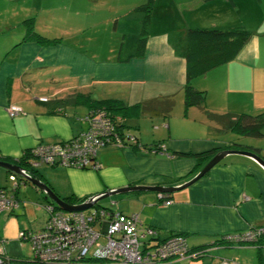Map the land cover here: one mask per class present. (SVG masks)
Masks as SVG:
<instances>
[{"label": "crops", "instance_id": "0c3cea01", "mask_svg": "<svg viewBox=\"0 0 264 264\" xmlns=\"http://www.w3.org/2000/svg\"><path fill=\"white\" fill-rule=\"evenodd\" d=\"M238 4L246 3L244 0H155L144 53L130 59L136 50L132 43L127 49L119 45L116 55L111 53L113 47L106 54L98 55L94 50L90 55L80 45H70L63 39L52 45L34 41L17 44L25 29L22 24L16 25L14 31L0 37V160L13 163L40 143L68 141L84 131L87 124L80 118L89 108L80 104L84 107L83 113H79L74 108L68 109L77 104L60 108L56 103L75 92L129 104L174 94L175 115L174 119L153 117L151 126L163 130L155 138L148 140L138 135L142 144L160 143L163 149L160 152L106 146L96 154L98 169L43 165L48 167L44 176L49 186L60 197L81 200L126 185H179L190 180L210 159L197 158L194 154L210 150H249L264 158L261 142L233 132H219L197 107L186 110L184 107V30L206 27L195 20L189 24L178 11L184 10V6L191 11L189 14L200 9L212 13L218 6L223 10H238ZM247 15L243 13L225 26L214 20L210 22L211 28H227L239 22L233 26L254 33L233 60L192 79L195 88L206 91L205 105L211 111L250 114L264 111V0H255V12ZM247 22L252 24L251 28L246 26ZM40 81L46 86L39 88ZM51 83H57L56 87H51ZM12 104L19 106L22 113L10 117L6 109ZM232 143L241 146L231 147ZM159 194L134 191L118 196L127 195L122 199L132 202L129 213H137L144 226L157 229L160 239L181 233L186 235L191 249H205L198 259L174 264H216L218 257L225 259L223 264H264V242L237 246L213 244L224 234L264 224V170L255 161L229 155L194 183L166 193L164 197L169 204ZM22 231L15 211L0 213V235L5 242L20 238Z\"/></svg>", "mask_w": 264, "mask_h": 264}, {"label": "built area", "instance_id": "2783aa9c", "mask_svg": "<svg viewBox=\"0 0 264 264\" xmlns=\"http://www.w3.org/2000/svg\"><path fill=\"white\" fill-rule=\"evenodd\" d=\"M10 117L22 112L17 105H9ZM87 128L77 136L64 142L40 143L31 150V168L46 166H72L76 168L98 169V150L106 146L123 148V137L117 130V119L107 110L91 109L80 118ZM161 148V147H160ZM153 149L151 152H160ZM16 180L15 175H9ZM17 185H14V187ZM159 194L165 204L170 202ZM19 206L14 193L0 189V212L11 211ZM48 219L38 231H22L20 238L27 240L37 260L67 264L85 259L88 255L103 259L107 264H174L170 260H186L191 252L187 237L171 234L164 239L157 236L156 230L141 225L135 213L126 218L118 212L90 207L84 211H66L54 204H47ZM264 238V224L249 227L244 231L229 233L226 239L231 243L256 241ZM255 239V240H254ZM261 239V240H262ZM230 240V241H231ZM5 241L0 235V264H10L5 250Z\"/></svg>", "mask_w": 264, "mask_h": 264}, {"label": "rangeland", "instance_id": "374dc122", "mask_svg": "<svg viewBox=\"0 0 264 264\" xmlns=\"http://www.w3.org/2000/svg\"><path fill=\"white\" fill-rule=\"evenodd\" d=\"M244 1L246 4H238V10L234 8L223 10L222 6H218L217 11L212 13L209 10L200 9L189 14L191 11L187 10L189 9L187 6H184V10L178 12L184 14L189 24L190 20H195L200 26L211 28L210 22L214 20L219 26H225L223 24L227 22L229 24L243 13L250 15L255 12V0ZM142 2L140 0H96L94 2L90 0H0V37H3L5 33L14 31L15 26L22 24L24 20H30L32 24L34 19L36 30L44 36L63 39L70 45H80L90 55L94 50L98 52V55L101 52L106 54L107 49L113 47L111 53L116 55L119 45L123 44V49H127L131 43L135 49L137 47L140 36L138 34H140L141 29L140 22L144 13L136 7ZM115 22H117L116 25ZM234 24L241 23L237 22L230 25L233 26ZM245 24L249 28L252 26L250 22ZM38 84L39 88L46 86L43 81ZM56 85L57 83H51L53 88ZM127 100L134 102L133 98ZM82 107L84 106L79 103L76 106H70L68 109L74 108L76 112L83 113ZM174 115L175 109L171 115L172 119H174ZM152 120L151 117H141L140 119L126 117L124 121L129 126L126 127V132L142 134L151 140L163 132V130L157 131L151 126ZM140 121H144L141 127L138 126ZM255 141L261 142V146L264 147V137ZM45 168L48 167H40L38 172L46 180ZM16 181H19L17 196L20 203L14 211L20 218L24 231H38L45 226L48 217L45 208L47 200L44 198V193L27 181L11 180L5 169L0 167V186L5 187L7 193H14ZM126 196L112 195L99 200L97 203L101 207H109L116 212L121 211L125 216L131 210L128 207L132 204L128 199H122ZM260 242H264V238ZM251 244L256 243L242 242L234 243L231 246ZM4 246L8 255L13 257L10 264H55L50 260L45 262L37 260L27 240L20 238L8 240ZM224 260L218 257L216 264H220V262L223 264ZM170 262L176 263L177 261L170 260ZM95 264L107 263L100 261Z\"/></svg>", "mask_w": 264, "mask_h": 264}, {"label": "trees", "instance_id": "16d2710c", "mask_svg": "<svg viewBox=\"0 0 264 264\" xmlns=\"http://www.w3.org/2000/svg\"><path fill=\"white\" fill-rule=\"evenodd\" d=\"M96 1V0H90ZM209 1V0H205ZM155 0H145V2L139 4L136 8L140 9L144 13V17L141 20V29L140 36L138 39L137 47L135 52L130 55V58L140 57L143 55L146 41H147V32L150 24V17L154 7ZM30 20H24L22 26H24V36L21 41L17 44H21L26 41H34L40 45H52L58 43V38H49L39 33L36 30L34 19L33 23H30ZM253 31L245 29L241 26H231L227 28H199V27H188L184 30V36L186 40V49H185V60H186V80L183 85L184 93V107L185 110L189 107H197L206 117L207 121L212 123L217 131L219 132H233L237 135L249 137L253 139H260L264 137V111L256 114L250 113H218L207 109L205 105L206 101V91L199 90L193 86L192 79L198 76H204L209 73L211 70L231 61L234 59L238 51L242 46L253 36ZM57 107L63 108L67 104H84L89 108V111L93 109H104L107 110L111 116H114L117 119V130L120 135L123 137V148L129 149H144L151 151L153 149H161L159 147L160 143H152L150 145H145L140 142V138L136 133L126 132V127L129 126L125 123L126 117H162L163 119H168L175 108L176 99L174 94L158 96L150 98L147 100L139 101L133 104L125 103L122 100L114 98H105V99H94L89 94H84L80 92H75L69 94L63 99H58L56 101ZM88 111V112H89ZM87 112V113H88ZM22 112L18 113L21 114ZM86 113V114H87ZM15 116V115H14ZM13 117V116H12ZM138 129V128H137ZM231 147L241 146L238 143H232ZM246 148V147H245ZM259 152V149H255ZM216 150H210L208 153H198L194 154L195 157L199 158H211ZM180 155L187 156V153H181ZM33 154L31 149L26 150L23 155L19 158L14 159L12 162L19 164L26 168L32 176H39L41 179H44L43 176L38 172V169L31 168L30 161ZM8 175H14L10 171H7ZM16 176V175H15ZM18 180L25 181L22 177H17ZM46 181V180H45ZM47 182V181H46ZM48 183V182H47ZM19 181L14 187V195H17ZM0 189H5V187L0 186ZM166 194V193H164ZM169 196V194H167ZM44 198L47 200L45 205L48 202L54 204L46 195ZM65 201L70 204H76L82 202L86 199L77 200L73 197H62ZM93 209L98 211L99 208H105L106 210H111L109 207H101L98 203H95ZM18 208V207H17ZM16 209V208H15ZM8 211L13 213L14 210ZM112 211V210H111ZM114 211V210H113ZM116 212V211H114ZM119 216L126 218L133 213L123 215V212H118ZM137 214V213H135ZM138 215V214H137ZM139 216V215H138ZM48 219V217H47ZM46 219V220H47ZM140 219V217H139ZM141 221V219H140ZM142 223V222H141ZM143 225V224H141ZM144 226V225H143ZM157 232H159L154 228ZM181 234V233H176ZM225 235H222L220 238L216 239L213 243L215 245H224L231 246L233 243L232 240L226 239ZM186 236V235H185ZM22 239V238H20ZM164 239V238H163ZM261 239L252 241V243H258ZM191 249V248H190ZM205 249H191V252H196L194 256L190 259H198L203 254ZM10 263L13 260L12 257H9ZM36 260V259H35ZM104 262L103 259L88 255L85 259L73 261L67 264H95L96 262ZM63 264V263H61ZM168 264V263H165Z\"/></svg>", "mask_w": 264, "mask_h": 264}, {"label": "water", "instance_id": "95a60500", "mask_svg": "<svg viewBox=\"0 0 264 264\" xmlns=\"http://www.w3.org/2000/svg\"><path fill=\"white\" fill-rule=\"evenodd\" d=\"M229 155H241L255 161L263 170H264V158L257 153L249 150H238V149H224L215 153L205 165L188 181H185L182 184L174 186H146V185H126L123 187H118L114 189H107L105 191L96 193L90 197H87L84 201L78 204H70L60 197L45 181L39 176H32V174L23 166L15 163H10L8 161L0 160V167L4 168L7 171H10L17 177H22L25 181L31 183L37 189L42 191L53 203L56 204L59 208L66 211H84L92 207L95 203L103 198L110 196H115L118 194L134 192V191H154L158 193H172L174 191L180 190L189 186L190 184L197 181L199 178L204 176L213 166L221 162ZM48 204H52L48 202Z\"/></svg>", "mask_w": 264, "mask_h": 264}, {"label": "bare ground", "instance_id": "6f19581e", "mask_svg": "<svg viewBox=\"0 0 264 264\" xmlns=\"http://www.w3.org/2000/svg\"><path fill=\"white\" fill-rule=\"evenodd\" d=\"M254 227H256V226H254ZM258 239H262V237L259 235L258 237H257V240ZM23 240V239H22ZM231 240V239H230ZM255 240V239H254ZM232 241H234V240H232Z\"/></svg>", "mask_w": 264, "mask_h": 264}]
</instances>
